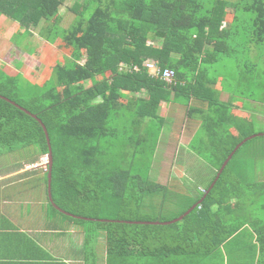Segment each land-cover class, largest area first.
I'll return each instance as SVG.
<instances>
[{
    "label": "trees",
    "instance_id": "trees-1",
    "mask_svg": "<svg viewBox=\"0 0 264 264\" xmlns=\"http://www.w3.org/2000/svg\"><path fill=\"white\" fill-rule=\"evenodd\" d=\"M66 1L0 0V17L15 25L16 35L27 36L32 45L34 31L38 30L45 48L42 53L36 49L35 56H42L35 72L44 75L50 69L56 76V84L43 95L22 100L18 97V78L0 71V147L8 152L33 149L48 160L51 147L48 200L53 210L72 214L64 217L85 226L88 239L99 238L103 232L107 255L114 263L194 264V260L211 258L216 264H224V255L238 245V253L232 251L227 264H264V224L258 225L253 218L249 222L245 217L251 225L250 242L242 245L232 237L241 231L239 221L243 219L245 200H256L258 189L264 194V182L243 189L239 174L229 170L246 145L264 137L256 135L245 143L208 193L227 158L253 135L247 127L237 125L234 129L239 139L232 133L224 137L210 127L213 121L205 118L202 129L211 139L209 147L216 151L211 164L215 171L210 181L199 183L204 191L198 190L196 201L188 199L181 216L196 208L174 224L125 217L133 213L132 193H137L135 201L142 202L147 192L176 187L144 182L127 168H111L116 162L105 158L102 147L103 139L115 133L108 127L110 118L120 117L123 108L132 109L136 134L143 129L150 132L153 126L158 139L161 126L167 122L160 116V106L171 94L192 113L193 99L211 114L225 107L208 98L212 92L206 87L207 67L223 57L249 61L253 51L264 50V0L248 1L244 7L247 0L218 1L209 10L200 0H86L81 11L71 9L76 18L65 29L61 10ZM241 7L254 15L244 27L250 33L243 42L237 39L235 26ZM147 61L156 62L161 74L173 71V82L151 75L144 65ZM95 79L82 87V83ZM144 91L146 99H128ZM246 194L249 196L244 198ZM111 211L116 213L115 218L106 216ZM229 220L234 224H228Z\"/></svg>",
    "mask_w": 264,
    "mask_h": 264
},
{
    "label": "crops",
    "instance_id": "crops-1",
    "mask_svg": "<svg viewBox=\"0 0 264 264\" xmlns=\"http://www.w3.org/2000/svg\"><path fill=\"white\" fill-rule=\"evenodd\" d=\"M15 48L19 49L16 46ZM262 51L264 50L259 49L252 52H258L255 61L244 59L236 61L231 57H223L210 68L207 67L206 87L212 92L208 98H214L225 106L217 109L221 112L213 111L215 114H211L212 112L203 108V104L196 99L190 102L191 110L195 108V112H186L187 106L175 101L174 94L168 97V101H162L160 116L165 118L171 114L176 120L170 126H167V123L161 126L160 136L157 139V153L172 161L178 160L182 174H187L188 166L197 164L193 150L185 146L183 148V145L193 144L198 135L197 130L201 127L189 123V128H186L184 124L177 123V120L187 116L186 113L198 114L197 117L192 116L193 119L199 117L203 120L211 119L213 122L210 127H215L214 130H219L224 137L232 133L239 139L240 134L234 129L237 125L242 128L247 127L249 130L258 128L259 123L264 125V83H261V80L264 81V52ZM18 58L21 61L23 56ZM221 60L227 63L232 60L237 65L236 69L241 68L240 78L236 82L224 80L221 75L214 74L213 70H216ZM245 61L247 63L243 66ZM237 83L239 88L236 86ZM134 98L146 99V92L128 97V99ZM178 112H181L180 116ZM231 125H234L233 130L230 128ZM173 134L179 141L171 138ZM212 134L214 136L213 132ZM260 135L264 137V134ZM208 138L210 139L209 134ZM159 141L161 144L158 145ZM174 144L180 146L174 147ZM13 152L0 147V264H117L107 255L102 232L99 233V238L88 239L85 226L67 218L72 214L66 211L58 214L53 210L52 201L48 200L49 185L48 187L46 185L50 173L48 159L38 156L37 153L23 154L20 159L15 157ZM160 169L162 170V165ZM173 170L172 166L171 172ZM162 173L165 176L164 171ZM171 175L172 173L168 174V180L172 178ZM168 180L164 179L162 185H166Z\"/></svg>",
    "mask_w": 264,
    "mask_h": 264
},
{
    "label": "rangeland",
    "instance_id": "rangeland-1",
    "mask_svg": "<svg viewBox=\"0 0 264 264\" xmlns=\"http://www.w3.org/2000/svg\"><path fill=\"white\" fill-rule=\"evenodd\" d=\"M67 1V5H65V7L61 10V14L63 15L62 25L65 29L69 28L76 18V15L72 12L71 9L81 11L82 7L86 5V0ZM218 1L224 0H200V2L208 10L215 6ZM248 1L251 2L252 0H247L246 4L243 3V7L249 4ZM235 2L237 1L235 0L233 3ZM243 7H241V9L239 10L237 14L238 22L235 23V26H238L237 39L241 40V42H243L244 38L247 37L250 33V30L244 29V27L248 26L249 24L247 23V20L251 17L254 18V15L252 13H247L243 9ZM0 25V29H2V31L4 32V34L0 36V56L3 57L2 59L0 58V71L12 76L16 75L15 78H18L17 80L20 81L21 84L20 93L18 94L19 99L28 100L30 98H34L35 96H40L41 94L43 95L47 90L52 88L54 84H56V76L54 74V71L50 69L47 70L45 74L43 73L44 75H38L35 72L36 67H39L40 65L39 62L42 56L41 51H44L45 48L43 42L39 40L40 37L37 34L38 30L34 31L35 36L34 39L31 40V45L27 41V36L20 35L19 32V35H16L18 30L9 19L0 17ZM237 43H239L238 40ZM16 45H18L22 50H17L15 48ZM36 49L40 50L41 52L38 56H35ZM21 52H23V55L20 54ZM257 55L258 52L253 53L250 57V60L255 61ZM18 56H23L21 61L19 60ZM33 61L38 63L34 64L32 63ZM246 63L247 62L245 61L242 65L245 66ZM4 65L6 67H4ZM49 66L53 67V65L51 64ZM235 66L237 65L232 60H230L228 63L224 60H221L218 66H216V70L213 71L215 75H221V78L224 80L229 79L231 82H236L237 79L240 78L239 76L241 68L239 67L236 69ZM41 68L42 67H40V69ZM45 69H47V66ZM36 75L39 76V79H35ZM51 77L53 78V80ZM95 81L96 79L84 84L82 83L81 85L82 87H87ZM261 83L263 84L264 81L261 80ZM236 86L239 88V83H237ZM189 110L190 107H186V112H188ZM131 112L132 109L127 110L126 108H123L121 110L120 117L110 118V121L108 123L109 129L113 130V132L115 131V133L111 137L103 139L102 147L106 151L105 158L116 162V164H111V168L115 165L122 168H127L130 170L132 175L140 176L144 182L149 181L156 184L161 183L162 185V178L164 176L162 171L165 172V178L168 180L167 176L171 172V168L174 165L172 176L174 178L177 177L179 179V182L172 177L173 179L168 180V183H170L171 186L176 187V189H169L167 191L155 190L152 194H149L147 192L146 195L144 194L142 202L135 201L137 193H132L133 197L131 198V200L133 207L130 208V210L133 213L131 215L126 214L125 217L130 219H135L134 217L144 219V222L148 223L154 222V220L164 222L175 221L179 219L181 213L187 209L188 199L192 198V200L196 201L199 194L198 190L201 188V191H204V188H202L201 185H204L205 181H210L213 177L215 169L212 166V160H214L215 158L214 155L216 151L214 147H209L210 139L208 138L206 132L202 129L203 119H201V117L193 119V117H197L198 114L194 115L191 113V115H189V113H186L187 116L185 115L186 117L183 116L182 119L177 120V123H179L180 125L184 124L186 128H189V123H191L192 125L197 124V126L200 125L201 127H199V130H197L198 135L195 139V142L193 144L188 143V145H183V148L185 146V148L193 150V157L196 160L197 164L194 165L193 162L192 164L194 166H188L186 171L187 174H182L180 172L181 165L179 161H172L167 157L161 156L160 153H157L156 128L150 126V132L148 131V129H143L144 132L140 133V135L136 134L131 123V121L133 120ZM174 112L176 113L175 109ZM178 115L180 116L181 112H178ZM165 120H167V126H170L172 122L175 123L176 119L171 114H168L165 117ZM233 126L234 125L230 127L232 128V130ZM258 126V128L250 129V133H256L253 136L264 134V125L259 123ZM171 138L175 141H179V139L174 134L171 136ZM199 138L204 143L201 140L198 141ZM139 141H141V144H139ZM258 141L259 142H251L246 145L239 152L237 157L232 161L229 167L230 172H232L233 174H239L243 189L250 188L249 186L252 185L249 184L261 185L260 182H264V148H262V146H264V138ZM159 144H161L160 141L158 145ZM175 146L180 145L174 144V147ZM137 149H139V152L134 154ZM13 153H15V157H19L21 159L23 154H34L35 150H16ZM160 165H162V170L160 169ZM189 169L191 170L188 171ZM173 173L176 175V177ZM199 183L201 185H199ZM255 192L258 196L256 200L254 198L249 201L245 200V205L242 209L243 219L239 221L242 222L240 223V227L242 226L241 231L237 232L239 234L232 236L233 238H237V240L241 242L242 245L250 242L249 238L251 236L248 233H250L251 225H249L248 223L252 221L250 220L251 218L255 219L258 225L264 224V194L260 189L255 190ZM248 196L249 194H246L244 198H247ZM106 216L115 218L116 213L111 211L110 215ZM245 217H248L247 219H249V222H247V219H244ZM229 223L234 224V221L229 220L228 224ZM238 250V245L231 247L230 252L224 255V264H227V256L231 257V252L233 251L234 253H238ZM243 254L245 253L243 252ZM216 263L217 262H214L211 258L209 260H194V264Z\"/></svg>",
    "mask_w": 264,
    "mask_h": 264
},
{
    "label": "water",
    "instance_id": "water-1",
    "mask_svg": "<svg viewBox=\"0 0 264 264\" xmlns=\"http://www.w3.org/2000/svg\"><path fill=\"white\" fill-rule=\"evenodd\" d=\"M14 104V103H13ZM19 107V106H18ZM20 109L24 110L23 108L19 107ZM260 136H263V135H259ZM256 136H253V137H250L248 139H246L245 141H243L240 145H238L235 150L231 153V155L227 158V160L224 162L223 166L221 167L218 175H217V178L215 180V182L213 183V185L210 187L208 193L213 189V187L215 186L216 182L219 180L220 176L222 175L223 171L225 170V168L228 166V164L230 163V161L232 160L233 156L235 155V153L245 144L247 143L248 141L254 139ZM47 141H48V144H49V147H50V139L49 137L47 136ZM48 165H49V168H50V173H49V197H51V183H52V167H53V158H52V153H51V147H50V155H49V160H48ZM196 208V206L192 207L188 212H186L183 216H181L179 219L175 220V221H172L168 224H174V223H177L179 221H182L186 216H188L194 209ZM67 214V213H65ZM132 224V223H130ZM137 224H143V223H137ZM151 224V223H150Z\"/></svg>",
    "mask_w": 264,
    "mask_h": 264
},
{
    "label": "built area",
    "instance_id": "built-area-1",
    "mask_svg": "<svg viewBox=\"0 0 264 264\" xmlns=\"http://www.w3.org/2000/svg\"><path fill=\"white\" fill-rule=\"evenodd\" d=\"M144 65L151 72V75H153L154 77L160 78L161 80L168 82L170 84L173 82L174 77H175V74L173 71L165 70L161 74L159 65L153 61H147ZM135 70H137V68H135Z\"/></svg>",
    "mask_w": 264,
    "mask_h": 264
}]
</instances>
